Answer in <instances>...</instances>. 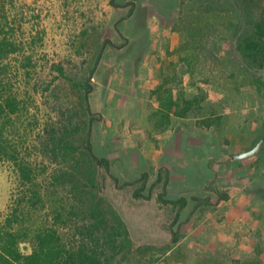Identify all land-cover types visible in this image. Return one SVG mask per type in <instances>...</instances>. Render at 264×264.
Segmentation results:
<instances>
[{
    "label": "rangeland",
    "instance_id": "374dc122",
    "mask_svg": "<svg viewBox=\"0 0 264 264\" xmlns=\"http://www.w3.org/2000/svg\"><path fill=\"white\" fill-rule=\"evenodd\" d=\"M1 2L14 51L0 79L20 101L6 141L42 180L58 167L39 145L43 128L62 126L73 145L63 152L86 167L88 132L92 153L109 163L107 172L94 165L96 195L131 242L115 264H264V69L243 62L233 31L220 28L216 46L186 47L172 29L189 12L184 0ZM174 95L204 100L167 117ZM9 161L0 157V224L21 196ZM35 210L27 225L48 207Z\"/></svg>",
    "mask_w": 264,
    "mask_h": 264
},
{
    "label": "trees",
    "instance_id": "16d2710c",
    "mask_svg": "<svg viewBox=\"0 0 264 264\" xmlns=\"http://www.w3.org/2000/svg\"><path fill=\"white\" fill-rule=\"evenodd\" d=\"M185 3L189 5V12L182 11L172 29L186 34V47L190 42L198 48L216 46L215 43L224 40L219 32L224 27L234 32L235 49L243 62L258 70L264 69V0H184L182 6ZM4 10L0 0V62L14 51L4 29L7 25ZM162 23L170 26L169 21ZM5 86L0 79V157L15 165L21 196L16 203L18 207L0 224V264H115L117 256L130 248L131 242L121 219L112 209L102 207L104 202L96 195L94 165L107 172L108 160L92 153L86 132L88 166H84L63 152L73 146L66 145L64 128L45 126L38 142L44 150L51 149L58 167L49 177L39 179L32 164L20 158L19 151L6 141L7 134L15 127L13 119L20 111V101L13 93L6 92ZM203 100L201 95L191 98L174 95L167 99L164 114L185 117L187 112L199 109ZM203 121L207 128L213 124L211 119ZM143 188L144 184L134 197H138ZM60 191L63 194L59 195ZM88 196L90 202L83 199ZM171 204L178 210L186 201L179 199ZM46 207L45 218L29 225L25 223L36 213L35 208ZM49 213L52 221L48 225ZM22 241L31 245L27 255L19 249ZM173 241H176L175 236Z\"/></svg>",
    "mask_w": 264,
    "mask_h": 264
},
{
    "label": "water",
    "instance_id": "95a60500",
    "mask_svg": "<svg viewBox=\"0 0 264 264\" xmlns=\"http://www.w3.org/2000/svg\"><path fill=\"white\" fill-rule=\"evenodd\" d=\"M261 141L252 149L248 150V151H245V152H242V153H238L234 156V159L235 160H240V159H245V158H248L252 155H254L260 148L261 146Z\"/></svg>",
    "mask_w": 264,
    "mask_h": 264
}]
</instances>
